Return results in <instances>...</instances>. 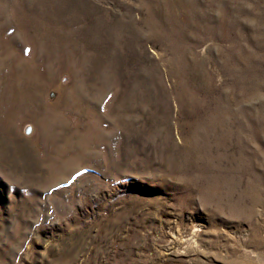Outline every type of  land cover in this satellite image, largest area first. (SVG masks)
<instances>
[{
  "label": "rangeland",
  "instance_id": "374dc122",
  "mask_svg": "<svg viewBox=\"0 0 264 264\" xmlns=\"http://www.w3.org/2000/svg\"><path fill=\"white\" fill-rule=\"evenodd\" d=\"M0 264H264V0H0Z\"/></svg>",
  "mask_w": 264,
  "mask_h": 264
}]
</instances>
